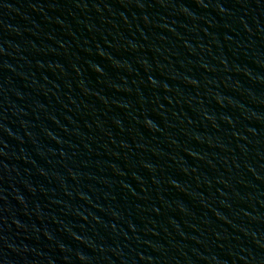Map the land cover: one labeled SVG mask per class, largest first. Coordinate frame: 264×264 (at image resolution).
<instances>
[{
    "label": "water",
    "instance_id": "1",
    "mask_svg": "<svg viewBox=\"0 0 264 264\" xmlns=\"http://www.w3.org/2000/svg\"><path fill=\"white\" fill-rule=\"evenodd\" d=\"M0 264H264V0H0Z\"/></svg>",
    "mask_w": 264,
    "mask_h": 264
}]
</instances>
